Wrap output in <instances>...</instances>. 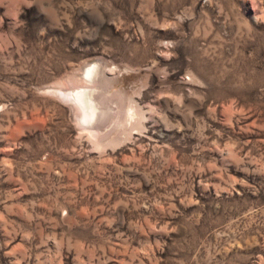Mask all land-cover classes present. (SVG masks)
<instances>
[{
  "label": "rangeland",
  "instance_id": "rangeland-1",
  "mask_svg": "<svg viewBox=\"0 0 264 264\" xmlns=\"http://www.w3.org/2000/svg\"><path fill=\"white\" fill-rule=\"evenodd\" d=\"M0 264H264V0H0Z\"/></svg>",
  "mask_w": 264,
  "mask_h": 264
},
{
  "label": "bare ground",
  "instance_id": "bare-ground-1",
  "mask_svg": "<svg viewBox=\"0 0 264 264\" xmlns=\"http://www.w3.org/2000/svg\"><path fill=\"white\" fill-rule=\"evenodd\" d=\"M100 66V65H99ZM87 68V67H86ZM98 65H94L92 67H89L87 68V75L89 76L88 80L90 82H92V78H93V73L95 74L98 70ZM101 69V67H100ZM84 81V80H83ZM82 81V82H83ZM86 82V81H85ZM80 83V82H79ZM77 86V85H76ZM93 86V85H92ZM93 88V87H92ZM94 90V89H93ZM95 91L93 92L91 90V87H90V84L89 83H83V84H80L78 85L77 87L71 89L69 91V93L67 94V98L69 100H71L72 102H76L78 105H79V108L81 109V112H80V121L82 122H85L86 123H90L89 121H96L94 120L95 117H96V113H97V106L93 100V96L95 98V95H94ZM99 105V104H98ZM79 110V109H78ZM100 110V109H99ZM98 110V111H99ZM100 113V112H99ZM97 113V114H99ZM101 115V114H100ZM99 115V116H100ZM98 119V117L96 118ZM85 123V124H86ZM88 124V125H90ZM95 124V122H94ZM93 124V125H94ZM87 125V126H88ZM92 127V126H90ZM94 128V127H93ZM90 129V128H89ZM93 130V129H92ZM89 131V130H88ZM93 134V133H92Z\"/></svg>",
  "mask_w": 264,
  "mask_h": 264
}]
</instances>
